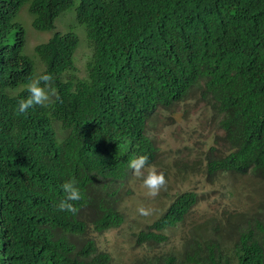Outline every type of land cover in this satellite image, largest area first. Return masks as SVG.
Here are the masks:
<instances>
[{
	"label": "trees",
	"instance_id": "obj_1",
	"mask_svg": "<svg viewBox=\"0 0 264 264\" xmlns=\"http://www.w3.org/2000/svg\"><path fill=\"white\" fill-rule=\"evenodd\" d=\"M23 13L34 30L51 31L31 53ZM69 15V29L55 30ZM45 72L55 95L18 114L27 84ZM194 91L217 112L225 143L221 155L209 151L204 172L264 183V0H0V264H111L90 235L124 222L129 161L156 156L149 120ZM70 178L81 191L75 213L56 207ZM196 202L193 190L175 193L135 233L144 251L128 264H264L256 217L233 224L230 254L191 228L178 249L157 252Z\"/></svg>",
	"mask_w": 264,
	"mask_h": 264
},
{
	"label": "rangeland",
	"instance_id": "obj_2",
	"mask_svg": "<svg viewBox=\"0 0 264 264\" xmlns=\"http://www.w3.org/2000/svg\"><path fill=\"white\" fill-rule=\"evenodd\" d=\"M22 15L27 51L31 53L37 43L51 35V31L34 30L29 16L26 13ZM70 19L73 22L70 15L58 18L54 29L60 32L68 30ZM71 28L75 30L74 26ZM78 35L80 42L75 51V61L79 75L84 76L89 47L81 30ZM147 132L157 149L154 162L149 166L164 173L166 185L155 197H149L141 185V178L131 171L119 193L118 203L124 222L117 228L90 236L95 238L100 249L109 252L111 264H128L135 255L144 251L142 245L136 244L135 233L160 216L175 193L193 190L197 194L196 204L183 223L164 232L168 239L160 244L157 252L178 249L182 235L191 228L200 229L203 235L217 237L230 254L236 234L233 224L254 217L264 219V183L250 174L207 175L204 172L205 159L212 147L218 148L215 154L218 156L225 149L217 112L201 98L200 92L194 91L170 109L156 112L147 124ZM139 208L148 210L149 214L141 215ZM205 227L212 228L209 231L214 235ZM214 227H217L216 231Z\"/></svg>",
	"mask_w": 264,
	"mask_h": 264
},
{
	"label": "clouds",
	"instance_id": "obj_3",
	"mask_svg": "<svg viewBox=\"0 0 264 264\" xmlns=\"http://www.w3.org/2000/svg\"><path fill=\"white\" fill-rule=\"evenodd\" d=\"M53 77L50 73H43L36 79L31 80L27 84L26 91L28 95L19 99L15 107L18 114H25L35 105L43 106L50 100V97L55 95V90L52 87ZM128 167L133 171V174L141 178V185L146 190V195L155 197L159 191L166 185V179L163 172H158L155 167L149 166V157L147 155H139L129 161ZM63 199L56 205L61 212L75 213L77 211L73 202L81 199V191L78 188L75 180L68 179L61 185ZM138 212L141 215H148V210L139 208Z\"/></svg>",
	"mask_w": 264,
	"mask_h": 264
}]
</instances>
